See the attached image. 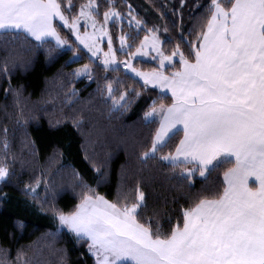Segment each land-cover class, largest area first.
Listing matches in <instances>:
<instances>
[{
	"label": "snow or ice",
	"instance_id": "6c2138e0",
	"mask_svg": "<svg viewBox=\"0 0 264 264\" xmlns=\"http://www.w3.org/2000/svg\"><path fill=\"white\" fill-rule=\"evenodd\" d=\"M178 5L171 8L180 21L172 45L167 24L142 18L127 0L126 11L118 0H0V74L10 82L13 69L27 71L40 57L53 62L72 52L79 62L87 56L70 75L95 82V95L110 113L123 115L136 104L150 130L139 161L169 169L189 190L183 204L174 201L177 207L162 215L150 207L141 182L127 191L118 186L114 200L100 194L106 164L93 161L87 140L81 147L97 187L54 151L49 166L59 164L56 173L70 168L79 189L71 207L55 203L56 173L47 170L32 177L24 193L51 213L54 235H67L92 264H264V0H204L195 4L202 15L187 29L189 0ZM166 7L160 5L159 18L168 15ZM144 58L155 66L137 67ZM98 69L105 73L99 78ZM114 72L126 79L111 78ZM22 87L9 83L17 101ZM77 95L73 87L69 97ZM64 119L81 130L82 116ZM2 131L0 183L7 184L16 174L15 156L9 160L7 127ZM22 255L23 249L17 260ZM8 260L9 249L0 247V264ZM60 264H67L63 255Z\"/></svg>",
	"mask_w": 264,
	"mask_h": 264
},
{
	"label": "trees",
	"instance_id": "16d2710c",
	"mask_svg": "<svg viewBox=\"0 0 264 264\" xmlns=\"http://www.w3.org/2000/svg\"><path fill=\"white\" fill-rule=\"evenodd\" d=\"M127 2L136 7L142 18L156 24H167L170 29L167 35L172 37V45L179 41L180 21L171 11L173 3H177L179 7L178 0ZM125 3L126 0H118V6L124 11L127 10ZM203 3L204 0H189V6L183 9L184 28L195 23L193 16L198 19L202 15L196 10L195 4ZM161 4L167 5L164 10L168 12L162 19L158 12ZM173 21L177 24L176 28L172 27ZM124 30L128 31L126 27ZM112 31L118 35V25L112 27ZM142 36L143 33L141 38ZM72 55V52H67L53 62L40 57L27 71L13 69L10 82L0 74V137H3L2 130L7 127L9 160L15 156L13 169L16 173L7 184L0 183V247L9 249L8 264H23L25 258L31 264H60L62 255L67 264H92L83 254V249L69 241L67 235H54L58 225L51 213L41 211V201H34L24 193L25 185L32 177L39 176L42 170H47L49 174L56 173L59 164L49 166V157L54 151L61 154L60 163L71 164L84 175L88 183L97 187L96 173L92 163L85 160L81 147L87 140L93 161L106 164L108 176L98 187L100 194L114 200L118 186L122 185L127 191L141 182L150 207H156L162 215L171 213L177 207L174 201L183 204L184 193L189 191L177 185L169 169L158 167L155 162L141 164L138 155L150 130L141 123L140 108L133 104L123 115L110 113L95 95V82L86 77L74 78L70 75L73 70L89 62L87 56L74 62ZM119 55L124 58L122 54ZM4 56L5 53L0 50V63ZM134 63L143 70L155 66L148 60L138 59ZM104 74L99 69L95 73L97 78ZM109 75L111 78L126 79L123 72ZM9 83L12 89L23 86L19 101L15 91L8 90ZM127 83L131 85L132 81L128 80ZM73 87L78 95L69 97ZM72 115L83 117L81 130H77L71 120L64 119L65 116ZM57 120L61 122L57 124ZM33 144L35 154L32 151ZM54 179L57 185L55 203L61 208L71 207L73 197L79 192V189H73L71 169L65 168L56 173ZM215 179L214 175L209 183ZM200 187L198 182L196 190ZM44 195L41 188L40 196ZM49 200L51 201L50 195ZM21 249L25 255L17 260V253ZM61 249L66 251L62 253L59 251Z\"/></svg>",
	"mask_w": 264,
	"mask_h": 264
},
{
	"label": "rangeland",
	"instance_id": "374dc122",
	"mask_svg": "<svg viewBox=\"0 0 264 264\" xmlns=\"http://www.w3.org/2000/svg\"><path fill=\"white\" fill-rule=\"evenodd\" d=\"M118 28H119V25H118ZM119 34V32H118ZM117 46H118V42H117ZM120 59H123V58H120ZM139 60H148V58H144V59H139ZM149 61V60H148Z\"/></svg>",
	"mask_w": 264,
	"mask_h": 264
}]
</instances>
